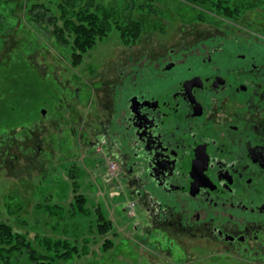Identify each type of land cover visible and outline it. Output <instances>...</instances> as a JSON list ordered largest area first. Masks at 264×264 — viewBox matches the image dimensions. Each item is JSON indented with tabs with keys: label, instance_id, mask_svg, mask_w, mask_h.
<instances>
[{
	"label": "flooded vegetation",
	"instance_id": "1",
	"mask_svg": "<svg viewBox=\"0 0 264 264\" xmlns=\"http://www.w3.org/2000/svg\"><path fill=\"white\" fill-rule=\"evenodd\" d=\"M250 22L189 15L173 40L154 43L159 17L135 38L148 47L124 52L117 77L100 81L97 109L92 82L88 150L116 161L122 191L143 211L133 225L141 240L131 241L152 255L197 262L193 249L208 246L264 264V24ZM42 116L17 145L29 169L47 160L55 122ZM19 158L0 167L15 169Z\"/></svg>",
	"mask_w": 264,
	"mask_h": 264
},
{
	"label": "rangeland",
	"instance_id": "2",
	"mask_svg": "<svg viewBox=\"0 0 264 264\" xmlns=\"http://www.w3.org/2000/svg\"><path fill=\"white\" fill-rule=\"evenodd\" d=\"M33 4V10H42L40 4L49 8V17L59 25L65 9L68 15L75 12L76 21L77 12L92 4L89 9L108 21L109 30L79 60L74 56L75 35L67 33L68 42L58 39L54 26L34 19ZM235 14L250 19L258 30L264 24V0H0V127L12 125L14 132H20L42 118L43 109L55 122L46 124L42 147L47 160L40 163L41 170L29 169L31 155L22 156L16 146L9 154L0 146V164L14 154L20 156L15 169L0 167V221L25 235L42 253L54 256V264H249L214 254L215 248L208 246L193 249L197 262H184L168 260L165 251L152 255L148 247L133 245L132 238L141 240L133 225L143 211L136 208L137 216L135 209L131 214L126 211L130 196L108 174L101 151L88 150L93 87L97 95L92 106L97 109L96 99L104 95L100 81L117 77L119 56L149 45L135 42L136 30L129 26L142 22L143 32L150 21L163 17V28L153 42H167L189 15L233 18ZM19 40L20 53H13ZM30 145L26 143L25 150ZM76 193L86 198L84 210L74 203ZM100 212L109 221L110 229L104 233L98 230ZM50 238L68 240L78 254L65 260L57 246L47 245Z\"/></svg>",
	"mask_w": 264,
	"mask_h": 264
},
{
	"label": "trees",
	"instance_id": "3",
	"mask_svg": "<svg viewBox=\"0 0 264 264\" xmlns=\"http://www.w3.org/2000/svg\"><path fill=\"white\" fill-rule=\"evenodd\" d=\"M5 2H8L9 0H4ZM193 1H201L204 0H193ZM74 4H72L73 6ZM92 4H88L87 8H82L79 10L76 14V21L72 19L74 16V13H71V15H68L67 10H64L63 18L64 22L63 25H59L58 21L54 17H49V8H47L44 4H40L39 6H42L39 9H42L40 11H37V8L33 10V7L36 6V4H33L31 7V11L35 14L33 16L35 20H41L42 23H47L49 25H52L55 27L54 34L58 37V39L62 41H67V33L74 34V56L78 57L79 60H81V57L85 52H87L89 49H91L97 42L98 38H102L105 36L106 31L109 30V23L104 19L99 12H93L89 8ZM21 7L23 4L21 3ZM13 7V6H12ZM64 9V8H63ZM14 12V11H13ZM134 25V24H133ZM143 23H136L133 27L129 26V29L136 30V33L133 34L134 37L139 36L140 31L142 30ZM125 30H128L125 29ZM124 30V31H125ZM18 41V44L16 46L17 49L13 50V53H20L19 51L21 47V42ZM11 53V52H10ZM22 57H24L22 55ZM27 60V59H23ZM27 63L29 65L30 62L27 60ZM32 66V65H31ZM1 115V114H0ZM3 118V117H0ZM1 120V119H0ZM36 121V120H35ZM31 122L26 127L31 128L34 126V122ZM12 124V123H8ZM8 127H0V142L2 143L4 149L9 147V152L11 153V148H13V145L18 148V144H20V139L22 138V134L27 132L25 126L23 130H20V132H14L16 127L12 125H6ZM18 128V127H17ZM11 140V144L8 143V141ZM16 140V141H14ZM6 143V146L3 145ZM86 198L83 194H75V201L74 203H77L79 208L84 210ZM13 214V212H12ZM104 214L102 212L99 213L98 220H101L99 222V232L104 233L107 232L109 227V221L106 222V218L103 217ZM105 216V215H104ZM53 240V239H52ZM47 245L54 249V246H57V250L60 249V256L64 258L65 260L71 259L75 254H78V249L76 246H72V244L68 240H53L47 239ZM54 264V256H50L49 254H44L42 251L38 250L31 241H29L25 235L15 231L13 226H11L9 223L0 221V264Z\"/></svg>",
	"mask_w": 264,
	"mask_h": 264
},
{
	"label": "built area",
	"instance_id": "4",
	"mask_svg": "<svg viewBox=\"0 0 264 264\" xmlns=\"http://www.w3.org/2000/svg\"><path fill=\"white\" fill-rule=\"evenodd\" d=\"M100 150V148H99ZM107 159V165L109 169V174L113 179L120 180V173L118 170L117 163L113 161L110 157H106ZM128 212L131 214L134 211V206L131 202L128 203L127 205Z\"/></svg>",
	"mask_w": 264,
	"mask_h": 264
}]
</instances>
